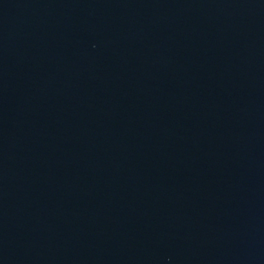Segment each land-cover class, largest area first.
<instances>
[{
  "label": "water",
  "instance_id": "1",
  "mask_svg": "<svg viewBox=\"0 0 264 264\" xmlns=\"http://www.w3.org/2000/svg\"><path fill=\"white\" fill-rule=\"evenodd\" d=\"M0 264H264V0L0 52Z\"/></svg>",
  "mask_w": 264,
  "mask_h": 264
}]
</instances>
